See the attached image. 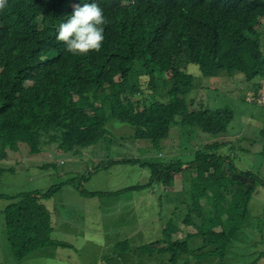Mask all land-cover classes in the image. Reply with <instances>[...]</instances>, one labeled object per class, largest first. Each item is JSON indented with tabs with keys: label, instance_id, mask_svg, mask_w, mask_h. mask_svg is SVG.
<instances>
[{
	"label": "trees",
	"instance_id": "trees-1",
	"mask_svg": "<svg viewBox=\"0 0 264 264\" xmlns=\"http://www.w3.org/2000/svg\"><path fill=\"white\" fill-rule=\"evenodd\" d=\"M91 2L102 8L107 20L105 39L99 52L74 55L56 39L58 27L67 22L75 5ZM263 20L264 0H8L0 11V162L24 143L31 154L49 146L81 157L82 149L109 139L112 120L129 124L131 138L148 140L156 148L177 126L226 133L234 110L212 109L189 99L195 77L182 66L193 62L206 78L240 72L255 89L249 91L258 93L264 79L259 30ZM239 141L234 140L233 147ZM229 145L224 138L207 142L191 160L127 158L94 165L97 171L138 162L150 170L143 185L116 191H88L85 183L91 173L79 170L45 190L0 194L8 200L1 213L13 263L42 248L73 247L55 236L52 203L72 185L88 197L160 188V204L165 196L176 204L164 226L160 224L162 235L143 245L124 239L115 245L116 251L168 255L161 264H190L191 259L228 264L253 197L264 188L258 171L239 168L230 151L221 152ZM55 166L53 161L45 165ZM179 183L182 189L173 192ZM176 233L185 235L175 237ZM214 258L220 262L210 263ZM263 262L261 249L253 261L242 264Z\"/></svg>",
	"mask_w": 264,
	"mask_h": 264
},
{
	"label": "rangeland",
	"instance_id": "rangeland-1",
	"mask_svg": "<svg viewBox=\"0 0 264 264\" xmlns=\"http://www.w3.org/2000/svg\"><path fill=\"white\" fill-rule=\"evenodd\" d=\"M259 30L264 43V20ZM182 67L195 77L194 89L189 99L195 98L212 109L228 106L234 110L235 118L226 133L212 135L198 129H189V126H177L163 140V146L156 148L148 140L131 138L133 128L129 124L112 120L109 124L113 126L112 134L107 137L109 139L82 149L79 153L81 157L48 149L49 146L45 151L31 154L28 145L24 143L19 151H9L10 157L0 162V166L5 168L0 171V194H15L32 189L45 190L53 184L67 180L79 170L87 175L91 173L85 183L88 191H116L128 186L143 185L149 180L150 170L138 162L117 164L97 171L94 165L100 161L109 164L113 160L127 158L156 161L182 157L184 160H191L196 149L220 138L230 142L229 146L222 149V153L230 151L239 168L258 171L264 178V156L261 155L264 151V79L261 80L262 89L255 93L249 91L253 86L240 72L206 78L201 74L199 66L193 62ZM236 139L240 141L233 147ZM239 147L244 150H239ZM52 161L56 163L55 167H45ZM12 167L15 169H10ZM172 191L180 192V188L176 186ZM161 197L163 189L156 190L154 187L132 190L120 197H88L81 194L76 187L67 185L52 199L56 208L53 218L55 236L70 242L73 247L42 248L16 264H161L168 255L155 253L147 256L136 250H115V245L124 239H129L132 245H143L163 234L160 224L164 226L176 204L172 203L169 196H165L161 205ZM7 203L8 200L0 198V263L14 264L12 247L4 232V215L1 213ZM111 203H115L113 209L110 208ZM69 206L77 208L76 212L67 211ZM263 206L264 188L253 197L252 210L239 234V241L232 247L235 255H230L231 258H227L226 263L242 264L253 261L259 250L264 249ZM259 226H262V231ZM185 229L195 232L193 227ZM184 235L185 233H176L175 237ZM240 255L246 257L242 258ZM212 262H220V259L214 258L210 260ZM190 264L199 263L191 259Z\"/></svg>",
	"mask_w": 264,
	"mask_h": 264
},
{
	"label": "clouds",
	"instance_id": "clouds-1",
	"mask_svg": "<svg viewBox=\"0 0 264 264\" xmlns=\"http://www.w3.org/2000/svg\"><path fill=\"white\" fill-rule=\"evenodd\" d=\"M7 4L8 0H0V11ZM106 23L103 10L96 2L77 4L67 22L59 25L56 39L74 55H86L93 50L99 52L105 39L103 25Z\"/></svg>",
	"mask_w": 264,
	"mask_h": 264
},
{
	"label": "crops",
	"instance_id": "crops-1",
	"mask_svg": "<svg viewBox=\"0 0 264 264\" xmlns=\"http://www.w3.org/2000/svg\"><path fill=\"white\" fill-rule=\"evenodd\" d=\"M176 186H177L178 188H180V190L182 189V184H181V183L176 184ZM176 186H175V187H176ZM173 192H177V191H173ZM114 206H115V203H111V204H110V208H111V209H113ZM66 210H67V211H71V212H76L77 208H75V207H73V206H69ZM77 213H78V212H77ZM87 214H88V213H87Z\"/></svg>",
	"mask_w": 264,
	"mask_h": 264
},
{
	"label": "bare ground",
	"instance_id": "bare-ground-1",
	"mask_svg": "<svg viewBox=\"0 0 264 264\" xmlns=\"http://www.w3.org/2000/svg\"><path fill=\"white\" fill-rule=\"evenodd\" d=\"M6 233H7V231H6ZM72 246V245H71ZM14 254V253H13ZM184 259V258H183ZM185 260H186V258H185ZM189 260V259H188ZM184 261V260H183Z\"/></svg>",
	"mask_w": 264,
	"mask_h": 264
}]
</instances>
